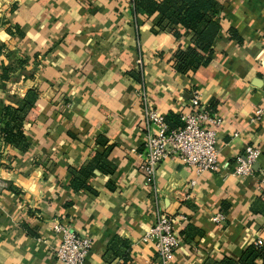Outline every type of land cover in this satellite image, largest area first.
I'll return each instance as SVG.
<instances>
[{"label":"crops","instance_id":"obj_1","mask_svg":"<svg viewBox=\"0 0 264 264\" xmlns=\"http://www.w3.org/2000/svg\"><path fill=\"white\" fill-rule=\"evenodd\" d=\"M218 1L209 63L180 73L174 56L194 47L193 34L160 30L132 0H0V264H62L56 222L92 239L86 264H160L144 240L157 211L139 170L144 104L177 125L195 91L224 119L222 169L197 177L174 161L160 166L161 209L187 218L175 224L172 264H242L264 242V118L251 122L264 103V0ZM26 99L24 151L5 144L2 128L4 109ZM249 145L262 155L239 178Z\"/></svg>","mask_w":264,"mask_h":264},{"label":"built area","instance_id":"obj_2","mask_svg":"<svg viewBox=\"0 0 264 264\" xmlns=\"http://www.w3.org/2000/svg\"><path fill=\"white\" fill-rule=\"evenodd\" d=\"M143 115L145 140L140 154L139 170L152 193L153 205L157 210L155 221L144 240L153 243L160 264H172L175 252L181 245L175 224L177 220L185 221L187 218L182 214L168 213L161 209L164 197L158 187V170L164 162L174 161L191 169L197 177L207 172H219L222 165L219 161L218 131L223 126L224 119L201 100L198 91L193 93L189 109L181 114L183 127L172 128L167 123L166 116L147 102L144 104ZM263 118L264 103L252 116L251 122L260 123ZM261 155L262 150L259 147L247 146L244 153L236 158L235 176L244 178L254 173ZM196 184L197 180L193 179L187 188L193 189ZM182 196L183 200L190 198L188 193L183 192ZM177 198V201L180 200L178 196ZM213 220L221 223L224 217L218 215ZM52 229L61 237L53 251V257L62 264H86L93 247L92 239L61 222H56ZM257 245L263 247L264 242L258 241Z\"/></svg>","mask_w":264,"mask_h":264},{"label":"trees","instance_id":"obj_3","mask_svg":"<svg viewBox=\"0 0 264 264\" xmlns=\"http://www.w3.org/2000/svg\"><path fill=\"white\" fill-rule=\"evenodd\" d=\"M132 3L135 15H147L150 18L156 16L155 27L160 30L181 26L193 34L194 47H189L185 51L178 50L174 56L177 72L186 73L209 63L213 44L222 30L223 6L218 0H132ZM8 71L9 69L5 68L4 72ZM32 106L33 104L26 99L19 104L18 109L12 107L4 109V117L7 119L3 123L2 138L5 144L24 151L29 148L22 130V122ZM166 120L172 128L183 127L182 122L175 125L170 118L166 117ZM173 121H181V119ZM258 257L264 258V246L259 247L256 243L243 253L240 263L253 264ZM213 264H236V262L232 259H224Z\"/></svg>","mask_w":264,"mask_h":264}]
</instances>
